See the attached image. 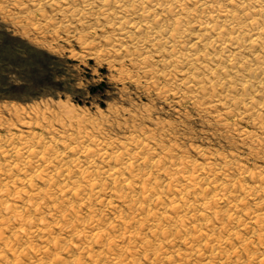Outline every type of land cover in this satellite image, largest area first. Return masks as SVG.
Here are the masks:
<instances>
[{
    "label": "bare ground",
    "instance_id": "bare-ground-1",
    "mask_svg": "<svg viewBox=\"0 0 264 264\" xmlns=\"http://www.w3.org/2000/svg\"><path fill=\"white\" fill-rule=\"evenodd\" d=\"M13 1L83 31L125 80L207 113L264 161V0ZM98 31L101 50L86 41ZM47 112L0 134V264H264V165Z\"/></svg>",
    "mask_w": 264,
    "mask_h": 264
},
{
    "label": "rangeland",
    "instance_id": "rangeland-1",
    "mask_svg": "<svg viewBox=\"0 0 264 264\" xmlns=\"http://www.w3.org/2000/svg\"><path fill=\"white\" fill-rule=\"evenodd\" d=\"M41 14L33 6L20 8L13 0H0L2 136H6L8 130L16 131L11 127L18 116L26 113L33 116V112L43 113L44 110H50L48 114L71 110L75 115L98 123L105 121L103 130L110 136H123L134 125L149 127L151 133L155 128L152 134L157 131L155 135L167 137L163 140L165 144L176 142L177 154L183 153L200 161L194 146L223 153L238 150L237 153L250 159L251 165H264L262 159L251 156L232 129H229L231 132L222 130L212 116L201 113L187 102L175 104L172 98L163 100L154 90H148L145 83L125 80L118 66L83 43V31L65 30L68 22L61 21L50 11L47 19ZM100 34L98 31L86 41L94 42L101 50L104 47ZM18 128L19 131L24 129ZM35 243L40 244L39 240ZM140 259V264H148L145 258Z\"/></svg>",
    "mask_w": 264,
    "mask_h": 264
},
{
    "label": "trees",
    "instance_id": "trees-1",
    "mask_svg": "<svg viewBox=\"0 0 264 264\" xmlns=\"http://www.w3.org/2000/svg\"><path fill=\"white\" fill-rule=\"evenodd\" d=\"M40 52L43 53L42 51H40ZM43 54H45V52Z\"/></svg>",
    "mask_w": 264,
    "mask_h": 264
}]
</instances>
